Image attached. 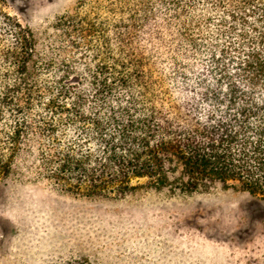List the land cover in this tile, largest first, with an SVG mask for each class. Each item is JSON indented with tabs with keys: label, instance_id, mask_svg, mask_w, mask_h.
<instances>
[{
	"label": "trees",
	"instance_id": "obj_1",
	"mask_svg": "<svg viewBox=\"0 0 264 264\" xmlns=\"http://www.w3.org/2000/svg\"><path fill=\"white\" fill-rule=\"evenodd\" d=\"M5 3L0 180L264 199V0H79L41 35Z\"/></svg>",
	"mask_w": 264,
	"mask_h": 264
},
{
	"label": "rangeland",
	"instance_id": "obj_2",
	"mask_svg": "<svg viewBox=\"0 0 264 264\" xmlns=\"http://www.w3.org/2000/svg\"><path fill=\"white\" fill-rule=\"evenodd\" d=\"M78 1L4 8L41 35ZM22 172L0 180V264H264V199L240 188L87 198Z\"/></svg>",
	"mask_w": 264,
	"mask_h": 264
}]
</instances>
